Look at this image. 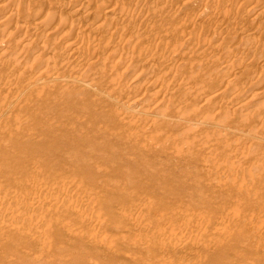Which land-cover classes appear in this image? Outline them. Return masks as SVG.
<instances>
[{"label": "rangeland", "instance_id": "rangeland-1", "mask_svg": "<svg viewBox=\"0 0 264 264\" xmlns=\"http://www.w3.org/2000/svg\"><path fill=\"white\" fill-rule=\"evenodd\" d=\"M97 1L0 0V264H264V15L253 19L247 9H264V0H207L212 10L205 0ZM19 4L26 13L17 14ZM94 5L121 7L128 19L123 14L121 24L120 12L116 22L98 9L88 16ZM44 14L39 32L33 27ZM249 40L263 46L250 57ZM70 43L82 44L78 60ZM41 64L51 79L57 74L51 85L36 78ZM181 76L192 88L200 77L202 88L184 85L200 94L182 91L189 98L170 99L171 107ZM158 95L169 97L162 100L170 109ZM232 97L253 109L234 101L238 112ZM133 98L139 103L129 104ZM121 99L126 109L117 111ZM235 114L258 125L250 118L239 125ZM141 226L147 232L139 237Z\"/></svg>", "mask_w": 264, "mask_h": 264}, {"label": "bare ground", "instance_id": "bare-ground-1", "mask_svg": "<svg viewBox=\"0 0 264 264\" xmlns=\"http://www.w3.org/2000/svg\"><path fill=\"white\" fill-rule=\"evenodd\" d=\"M75 1H77V0H74V1L72 0V3H71V1L69 0V3H70V4H73ZM96 1H97V0H96ZM99 1H100V0H99ZM102 1L104 2V0H102ZM102 1H101V2H102ZM134 1H135V0H134ZM190 1H191V0H190ZM190 1H189V2H190ZM192 1H193V0H192ZM194 1H195V0H194ZM196 1H197V0H196ZM205 1L207 2V0H205ZM245 1L247 2L248 0H245ZM254 1H256V0H254ZM261 1H262V0H261ZM84 2H85V0H84ZM86 2H87V0H86ZM88 2H89V0H88ZM88 2H87L86 4H88ZM97 2H98V1H97ZM105 2H106V1H105ZM105 2H104V3H105ZM108 2H109V1H108ZM108 2H107V3H108ZM113 2H114V1H113ZM116 2H117V1H116ZM135 2H137V0H136ZM140 2H141V1H140ZM140 2H139V3H140ZM187 2H188V1H187ZM187 2H185V3H187ZM246 2H245V3H246ZM249 2H250V1H248V3H249ZM18 3H19V2H18ZM67 3H68V2H67ZM76 3H77V2H76ZM117 3L119 4V2H117ZM207 3L211 4L210 2H207ZM207 3H206V4H207ZM253 3L255 4V2H253ZM84 4H85V3H84ZM84 4H83V5H84ZM86 4H85V5H86ZM98 4H101V3H98ZM110 4H111V3H110ZM122 4H123V2H122ZM122 4H121V5H122ZM254 4H253V5H254ZM9 5H10V4H9ZM20 5H21V4H19V6H17V7L20 8V10H18L19 8H17V10L19 11V12H18V11L16 10V11L18 12L17 14H19L20 11H21V13H23V12L26 13V11H24V9L22 10V7H21L22 5H21V6H20ZM76 5H77V4H76ZM78 5H79V4H78ZM83 5H82V7H83ZM85 5H84V7H85V9H86V6H85ZM103 5H104V4H103ZM113 5H115V4H112V6H113ZM121 5H120V6H121ZM203 5H205V4H203ZM249 5H250V4H249ZM251 5H252V4H251ZM11 6H12V5H11ZM104 6L106 7V5H104ZM123 6H124V5H123ZM201 6H202V5H201ZM205 6H210V7H211L212 4H211V5H208V4H207V5H205ZM229 6H231V5H229ZM76 7H77V6H76ZM82 7H81V5H80V8H82ZM84 7H83V8H84ZM87 7H88V5H87ZM94 7H96V6L94 5L93 8L90 9V11H91L92 9H95ZM97 7H98V5H97ZM99 7L101 8L100 10H99ZM99 7L96 8V9H98V12L96 11V12H97V15H99V14H98L99 11L102 12V11L104 10V12H103L104 15H103V16L108 17V19H112V17H114L115 20L117 19L116 22L118 21L119 18H117V16H120L119 14H120L121 12H120L119 10H122L121 7L113 8V7L109 6V8H105V7H103L102 5H99ZM115 7H117V5H116ZM210 7H209V8H210ZM215 7H216V5H215ZM221 7H223L222 4H220V8H221ZM242 7H243V5H242ZM247 7H249V6H247ZM30 8H31V7H30ZM120 8H121V9H120ZM209 8L206 7V9H209ZM212 8H213V6H212L209 10H212ZM216 8H218V7H216ZM263 8H264V7H263ZM15 9H16V8H15ZM31 9H32V8H31ZM76 9H79V6H78V8H76ZM96 9H95V10H96ZM224 9H225V8H224ZM247 9H248L249 11H251V13L253 14V19L256 18V17H259V16H263V15H264V9H262V7H258L257 5H256V6H255V5H254V6H251L250 8H247ZM79 10H82V9H79ZM86 10H87V9H86ZM95 10H94V11H95ZM101 10H102V11H101ZM215 10H216V9H215ZM16 11H15V13H16ZM82 11H83V10H82ZM82 11H81V13H82ZM88 11H89V10H88ZM207 11H208V10H207ZM220 11H221V10H220ZM220 11L218 12L219 14H220ZM225 11L227 12V10H225ZM11 12H12V11H11ZM85 12H86V11H85ZM119 12H120V13H119ZM125 12H126V11H125ZM140 12H142V11H140ZM204 12L206 13V11H205V7H204ZM204 12H203L202 15H204ZM208 12H209V11H208ZM214 12H215V11H214ZM214 12H213V13H214ZM29 13H30V12H29ZM36 13H37V12H36ZM83 13H84V11H83ZM89 13H90L91 15H88V16L96 17V16H92L93 10H92V12H89ZM118 13H119V14H118ZM126 13H128V11H127ZM130 13H131V12H130ZM130 13H128V14H130ZM146 13L149 14V12H147V11H146ZM146 13H145V15H147ZM210 13H211V11H210ZM218 13H217V15L219 16ZM222 13H223L222 15H224V13H225V12L223 11V8H222ZM227 13H229V11H228ZM9 14H11V13H9ZM9 14H8V15H9ZM30 14H31V13H30ZM30 14H29V15H30ZM93 14L95 15V12H94ZM117 14H118V15H117ZM121 14H122V13H121ZM123 14H125V13H123ZM123 14H122V16H121L120 18H123ZM131 14H132V13H131ZM151 14H152V13H150L149 15H151ZM234 14H235V13H234ZM254 14H255V16H254ZM12 15H14V14L12 13ZM29 15H27V14H23V15L20 14V15H17V16H22V18H23V16H25V19H27V16L29 17ZM44 15H45V16H43V18H38V20L36 21V24H34L35 26L37 25L36 27H33L34 25L32 24V25H33L32 27H33V28H37L39 32H41V31L47 26V22H46V21H48V18L45 19V17H49V16H48L47 14H44ZM46 15H47V16H46ZM125 15H126V14H125ZM125 15H124V18H125ZM211 15L213 16V14H211ZM217 15H216V16H217ZM229 15H230V14H229ZM232 15H233V14H232ZM9 16H10V15H9ZM15 16H16V14H15ZM17 16H16V17H17ZM30 16L33 18L34 15L31 14ZM128 16H130V15H128ZM131 16H132V15H131ZM131 16H130V17H131ZM216 16H215V17H216ZM220 16H221V14H220ZM226 16H227V15H226ZM10 17H14V16H10ZM35 17H37V16L35 15ZM35 17H34V18H35ZM41 17H42V16H41ZM86 17H87V16H86ZM91 17H90L89 19H92ZM126 17H127V15H126ZM148 17H150V16H148ZM201 17H203V16H201ZM215 17H214V18H215ZM221 17H223V16H221ZM221 17H220V18H221ZM228 17H229V16H228ZM29 18H30V17H29ZM29 18H28V19H29ZM32 18H31V20H32ZM97 18H98V17H97ZM97 18H95V19L98 20ZM124 18L121 19V20H122L121 24L124 23V20H125V19H128V17L125 18V19H124ZM132 18H133V17H132ZM132 18H131V19H132ZM137 18H138V17H137ZM139 18H140V17H139ZM223 18H224V17H223ZM17 19H20V17L17 18ZM23 19H24V18H23ZM25 19H24V20H25ZM35 19H36V18H35ZM131 19H129V20H131ZM146 19H148V18L146 17ZM216 19H217V17H216ZM218 19H219V18H218ZM221 19H222V18H221ZM226 19H227V18H226ZM250 19H252V18H250ZM29 20H30V19H29ZM45 20H46V21H45ZM96 20H95V21H96ZM106 20H107V18H106V19L103 18V23H104V22H109L108 25H111V23H112V22H110L111 20H107V21H106ZM129 20H127V22H128ZM135 20H136V19H135ZM141 20H142V19H141ZM144 20H145V19H144ZM214 20H215V19H214ZM222 20H224V19H222ZM228 20H229V19H228ZM15 21H16V20H15ZM19 21H20V20H19ZM91 21H92V20H91ZM113 21H114V20H113ZM217 21H218V20H216L215 22H217ZM23 22H25V21H23ZM30 22H31V21H30ZM33 22H34V21H33ZM58 22H61V21H60V18H58ZM89 22H90V21H89ZM93 22H94V21H93ZM98 22H100V21H98ZM116 22H114V23H116ZM129 22H131V21H129ZM143 22H144V21H143ZM185 22H186V21H185ZM263 22H264V20H263ZM0 23H1V22H0ZM2 23H3V22H2ZM28 23H29V22H28ZM94 23H95V22H94ZM101 23H102V22L97 23V24H96V25H97L96 27H98V24L100 25ZM103 23H102V24H103ZM119 23H120V22H119ZM234 23H235V22H234ZM237 23H238V22H237ZM261 23H262V21L259 22V24H258V23L256 24V27H257L256 29H259V28H262V29H263L264 24H263V23L261 24ZM89 24H91V23H89ZM102 24H101L100 26H102ZM104 24H106V23H104ZM130 24H132V23H130ZM130 24H129V25H130ZM235 24H236V23H235ZM238 24H239V23H238ZM238 24H236L237 26H235L234 24H233V25H234L235 27H238ZM260 24H261V25H260ZM19 25H20V24H19ZM19 25L17 26L18 28H19V27H20V28H21V27H22V28L24 27V26H19ZM21 25H25V24H21ZM26 25H27V23H26ZM28 25H29V24H28ZM112 25H113V24H112ZM127 25H128V24H127ZM127 25H126V26H127ZM134 25H136V24L134 23ZM239 25H240V24H239ZM259 25H260V27H259ZM72 26H73V25H72ZM122 26H123V25H121L120 29L123 28ZM184 26H185V25H184ZM261 26H262V27H261ZM103 27H104V25H103ZM105 27H106V28H104V29H107V28H108L106 25H105ZM113 27H114V26H113ZM130 27H131V26H130ZM130 27H129V28H130ZM239 27H240V26H239ZM258 27H259V28H258ZM25 28H26V27H25ZM28 28H29V26H28ZM28 28H26V29H28ZM93 28H94V27H93ZM93 28H92V30H93ZM110 28H111V26L109 27V29H110ZM132 28H133V27H132ZM132 28H130V29H132ZM26 29H24V30H26ZM96 29L99 30V27L96 28ZM100 29H102V27H101ZM111 29H112V30L114 29V31H112V30H111V31H112V32H115V31H116L117 29H119V28H118V27L116 28V25H115V27H114V28H111ZM127 29H128V28H127ZM136 29H137V28H136ZM233 29H234V28H233ZM236 29H238V28H236ZM262 29H261V30H262ZM33 30H34V29H33ZM89 30H90V29H89ZM97 30H96V31H97ZM128 30H129V29H128ZM128 30H127V31H128ZM134 30H135V29H134ZM134 30H132V32H133ZM0 31H1V30H0ZM38 31H37V32H38ZM56 31H58V30H56ZM129 31H130V30H129ZM252 31H253V30H252ZM256 31H257V30H256ZM24 32H25V31H24ZM97 32H98V31H97ZM104 32H105V31H104ZM116 32H118V31H116ZM116 32H115V34H114V33H111V34L116 35ZM119 32H120V31H119ZM119 32H118V33H119ZM132 32L130 31V33H132ZM57 33H58V32H57ZM57 33H56V34H57ZM93 33H94V32H93ZM98 33H99V32H98ZM101 33H102V32H101ZM255 33H256V32H255ZM252 34H253V33H252ZM79 35H80V34H79ZM101 35H102V34H101ZM114 35H111V36H114ZM189 35H190L189 37H191V35H194V34H189ZM213 35H214V34H213ZM81 37L84 38L83 36H81ZM100 37H101V36H100ZM103 37H104V36H103ZM193 37H194V36H193ZM196 37H197V36H196ZM196 37H194V39H195ZM213 37H214V36H213ZM213 37H212V38H213ZM86 38H87V37H86ZM86 38H85V39H86ZM101 38H102V37H101ZM104 38H106V37H104ZM115 38H116V37H115ZM47 39L49 40V39H51V37H49V38H47ZM73 39H74V38H73ZM97 39H98V38H97ZM97 39H96V40H97ZM99 39H100V38H99ZM129 39L131 40V38H129ZM191 39H193V38L191 37ZM201 39H202V38H201ZM213 39H214V38H213ZM213 39H212V40H213ZM215 39H217V38H215ZM255 39H256V38H255ZM45 40H46V39H45ZM48 40H46L47 45H48V42H49V41L52 42L53 39H51V40H49V41H48ZM77 40H78V39H77ZM79 40H80V39H79ZM82 40H83V39H82ZM87 40H88V39H87ZM101 40H102V39H101ZM240 40H241V39H240ZM74 41H75V40H74ZM85 41H86V40H85ZM107 41H108V40H107ZM133 41H134V40H133ZM191 41H192V40H191ZM199 41H200V39H199ZM241 41H242V40H241ZM241 41H239V42H241ZM247 41H248V40H247ZM257 41H258V39H257ZM54 42H55V41L52 42L53 44L50 43V46H52V45L55 46V45L58 44L57 47H55V48L58 49V48L61 46V45H60V42L57 41V44H54ZM75 42H76V41H75ZM80 42H82V41H80ZM104 42H106V40H105ZM128 42H129V41H128ZM189 42H190V39H189ZM195 42H196V41H195ZM200 42H201V41H200ZM249 42H250V40H249ZM249 42H248V44H249ZM251 42H252V41H251ZM251 42H250V43H251ZM255 42H256V40H255ZM43 43H44V45H45V41H44ZM73 43H74V42H73ZM73 43L67 44L66 46L70 45V47H71V50H70V52H69V53H70V56H71V57H74V58L78 56L77 59L75 58L76 60H78V58L80 57L79 55L81 54V52L79 51L78 46L81 47L82 44H81V45L79 44V45L76 47V46H73V45H74ZM78 43H79V42H78ZM78 43H77V44H78ZM241 43H243V42H241ZM244 43H245V45L247 44V42H244ZM244 43H243V44H244ZM260 43H261V42H260V40H259V42H256L255 44H254V43H253V44L251 43L250 45L246 46L245 49H247V51H245L244 54H246V52H247V53L249 52V57H250V52H251V51H252L251 53H253V50H255V49L259 50V49L263 48V46H261ZM51 44H52V45H51ZM72 44H73V45H72ZM118 44H119V43H118ZM126 44L128 45V43H126ZM195 44H196V43H195ZM197 44H198V43H197ZM200 44H201V43H200ZM47 45H46V47H47ZM71 45H72V46H71ZM75 45H76V44H75ZM94 45H97V44H94ZM202 45H203V44H202ZM235 45H236V44H235ZM237 45H239V44H237ZM245 45H244V46H245ZM23 46H24V45H23ZM27 46H28V47H27ZM27 46H26V47L29 48V45H27ZM87 46H88V45H87ZM92 46H93V45H92ZM99 46H100V45H98V47H99ZM233 46H234V45H233ZM244 46H243V47H244ZM5 47H7V46H5ZM42 47H43V46H42ZM52 47H53V46H52ZM52 47H51V48H52ZM199 47H200V46H199ZM237 47H238V46H237ZM247 47H248V48H247ZM21 48H22V47H21ZM53 48H54V47H53ZM55 48H54V49H55ZM83 48H84V47H83ZM83 48H82V49H83ZM89 48H90V47H89ZM89 48H88V49H89ZM149 48H150V47H149ZM235 48H236V47H235ZM239 48H241V47H239ZM5 49H6V48H5ZM57 49L55 50V51H57V52L54 51V53H52V54L58 53V55L56 54V56H54V57H57V56H58L57 58H59V53H60V52H59V50H57ZM82 49L80 48L81 51H82ZM85 49H86V48H85ZM94 49H96V48H94ZM241 49H242V48H241ZM6 50H9V48L6 49ZM90 50H91V49H90ZM92 50H93V49H92ZM92 50H91V51H92ZM216 50H217V48H216ZM242 50H243V49H242ZM24 51H25V50H24ZM83 51H84V49H83ZM88 51H89V50H88ZM88 51L85 50V52H88ZM127 51H128V50H127ZM144 51H145V50H144ZM147 51H148V50H147ZM4 52H6V51H4ZM9 52H10V51H9ZM9 52H7V53H9ZM215 52H217V51H215ZM218 52H219V50H218ZM218 52H217V53H218ZM242 52H243V51H241V53H242ZM89 53H91V52H89ZM126 53H128V52H126ZM144 53H145V52H144ZM91 54H93V51H92ZM91 54H90V57L92 58V55H91ZM94 54H95V53H94ZM142 54H143V53H142ZM142 54H141V55H142ZM81 55H82V54H81ZM85 55H86V54H85ZM120 55H121V54H120ZM139 55H140V54H139ZM139 55H138V56H139ZM242 55H243V54H242ZM6 56H8V55H6ZM10 56H11V55H10ZM10 56H9V57H10ZM50 56H51V55H50ZM50 56H49V57H50ZM88 56H89V55L87 54V57H88ZM93 56H94V55H93ZM95 56H96V55H95ZM95 56H94V58H96V59L93 58L92 61H91V63L94 61V62H93L94 65L97 64V65L100 66V64H98V63H99V61H98V56H96V57H95ZM128 56H129V55H128ZM262 56H263V54H262ZM41 57H42V56H41ZM43 57H44V56H43ZM54 57H53V58H54ZM139 57H140V56H139ZM153 57H154V56H153ZM242 57H243V56H242ZM244 57H245L244 59H246V58L248 59V55H245ZM47 58H48V57H47ZM60 58H61V57H60ZM125 58H126V57H125ZM157 58H158V57H157ZM240 58H241V57H240ZM7 59H8V57H7ZM7 59H6V60H7ZM9 59H11V58H9ZM54 59H56V58H54ZM63 59H64V58H63ZM68 59H69V58H68ZM158 59H159V58H158ZM244 59H242V60H244ZM45 60H46V59H45ZM50 60H51V59H50ZM50 60H49V63H50ZM59 60H60V59H59ZM65 60H66V58H65ZM76 60H75V61H76ZM7 61H8V60H7ZM36 61H37V60H36ZM42 61H43V58H42ZM232 61H233V60H232ZM9 62H11V61H8V63H9ZM38 62H39V61H38ZM56 62H57V61H56ZM61 62H62V61H61ZM61 62L59 63V65L61 64ZM66 62H67V60H66ZM157 62H158V61H157ZM159 62H160V61H159ZM198 62H199V60H198ZM224 62H225V61H224ZM233 62H234V61H233ZM235 62H237V61H235ZM239 62H240V61H239ZM239 62H238V63H239ZM40 63H41V62H40ZM63 63H64V62H63ZM68 63H69V62H68ZM74 63H75V62H74ZM195 63H197V62H195ZM200 63H201V61H200ZM231 63H232V62H231ZM1 64H4V63H1ZM38 64H39V63H38ZM47 64H48V63H47ZM157 64H158V63H157ZM159 64H161V63H159ZM222 64H223V63H222ZM227 64H228V63L223 64L222 67L227 68L229 65L231 66V64H228V65H227ZM97 65H96V66H97ZM225 65H226V66H225ZM35 66H36V65H35ZM41 66H43V65L41 64V65L37 66L39 69H38L37 71L34 72V73H36V72H40V73H39V76H37L36 78L40 77V79H41V78L43 79L42 76H47V78H45V79H49L50 77L48 76V74H49L48 71L45 72V71H43V69H42V71H39ZM45 66H46V65H44V67H45ZM48 66H49V64H48ZM55 66H56V65H55ZM96 66H95V68L97 69L98 66H97V67H96ZM189 66H190V65H189ZM237 66H238V65H237ZM64 67H65V66H64ZM64 67H63V68H64ZM222 67H221V68H222ZM231 67H232V66H231ZM53 68H55V67H53ZM56 68H57V67H56ZM98 68H99V67H98ZM188 68H189V67H188ZM192 68H193V69H196V67H195V68L192 67ZM192 68H191V70L193 71ZM197 68H198V67H197ZM234 68H236V67H233V69H234ZM35 69H36V68H35ZM46 69H47V67H46ZM64 69H65V68H64ZM169 69H170V68H169ZM215 69H216V68H215ZM222 69H224V68H222ZM229 69H230V68H229ZM44 70H45V69H44ZM50 70H51V69H50ZM101 70H102V68H100V72H102ZM186 70L188 71V69H186ZM196 70H197V69H196ZM57 71H59V70H57ZM63 71H64V70H63ZM171 71H172V70H171ZM171 71H170V72H171ZM192 71H191V72H192ZM66 72H67V71H66ZM66 72H62V70H61V72H59V74H62V73H63V74L61 75V76H63L64 73H66ZM97 72H99V69H97ZM103 72H104V69H103ZM170 72H169V74H170ZM214 72L216 73V71H214ZM219 72H220V70H219ZM43 73H45V74H43ZM46 73H47V74H46ZM57 73H58V72H57ZM164 73L166 74V72H164ZM164 73H163V74H164ZM175 73H176V71H175ZM189 73H190V72H189ZM215 73H213V74H215ZM0 74H1V73H0ZM7 74H9V73H7ZM10 74H11V73H10ZM50 74H51V72H50ZM59 74H58V77H59ZM70 74H72V73H70ZM185 74H186V73H185ZM192 74H193V73H192ZM192 74H191V75L189 74V75H190V76H193ZM217 74H218V73H217ZM217 74H215V75H217ZM56 75H57V74H56ZM56 75H55V76H56ZM170 75H171V74H170ZM173 75H174V74H173ZM189 75H188V76H189ZM51 76H52V75H51ZM55 76H54V78H55ZM61 76H60V77H61ZM160 76H161V75H160ZM162 76H163V75H162ZM165 76H166V75H165ZM177 76H180V75H177ZM177 76H176V77H177ZM195 76H196V74H195ZM195 76L192 77V78H193V79H194V78L196 79L197 77H195ZM198 76H199V75H198ZM233 76H234V75H233ZM235 76H236V75H235ZM1 77H2V75H1ZM6 77H8V75H6ZM9 77H11V76H9ZM48 77H49V78H48ZM176 77H175V78H176ZM181 77H182V76H181ZM181 77H180V78H181ZM185 77L187 78V75H186ZM200 77H201V79H204V80H205V83H204L202 86L206 85V84H207L206 82H208V81H207L205 78H203L202 75H200ZM200 77H199L198 79H196L197 82H194V83H197V84H198V81L201 80ZM215 77H216V76H215ZM231 77H232V76H231ZM236 77H237V76H236ZM236 77H233V78L235 79ZM4 78H5V77H4ZM54 78H52V79L50 78V80H45V79H44V80L46 81L45 83H46V84L49 83V85H51V84H52L51 81L54 80ZM153 78L155 79V76H154ZM158 78L161 79V78H163V77H161V78L158 77ZM175 78H174L173 80H177V81L179 80V79H175ZM177 78H178V77H177ZM182 78H184V77H182ZM186 78L182 79L181 82H180V80H179L180 83L178 82L179 85H178L177 87L174 86L175 89L177 88V91H178V89H179L180 87H182L181 90H180V91H181V94H180V91H178L179 93L176 92V93L178 94V95H176L175 91H173L172 93H175L176 97H174V96L172 97V96H171V98H169V97H167V96H163V97L161 98V100L165 97V99H166V98H167V99L169 98L168 100L166 99L167 102H169L170 99H171V101H172L173 98H177V101H178V100L180 99V96H179V95H182V96L185 95V94L182 93V91L185 89L184 85L188 88L187 85H189V87H190V84L193 83V81L191 82L192 79H190V82H189V80H187L188 78H187V79H186ZM189 78H191V77H189ZM211 78H212V77H211ZM217 78H218V75H217ZM233 78H231V79H233ZM7 79H8V78H7ZM40 79H39V80H40ZM57 79H58V78H57ZM154 79H153L152 82H151L152 84H154V83L157 82V81H155L157 78H156L155 80H154ZM165 79H166V78H165ZM195 79H194V81H195ZM234 79H233V80H234ZM0 80H1V78H0ZM5 80H6V78L4 79V81H5ZM44 80H42V81H44ZM150 80H151V79H150ZM214 80H215V79H214ZM1 81H3V79H2ZM8 81H10V80H8ZM36 81H38V80L36 79ZM49 81H50V82H49ZM112 81H113V79H110L111 84H112V83L114 84V82H112ZM154 81H155V82H154ZM159 81H160V80H159ZM159 81H158V82H159ZM163 81H165V80H163ZM168 81H169V80H168ZM177 81H176V82H177ZM39 82H40V81H39ZM110 82H109V83H110ZM202 82H204V81H202ZM50 83H51V84H50ZM151 83H150V84H151ZM162 83H163V82H162ZM165 83H166V82H165ZM0 84H1V82H0ZM5 84H6V83H5ZM43 84H44V83H43ZM113 84H112V86H113ZM156 84H157V83H156ZM163 84H164V83H163ZM197 84H195L196 87L194 88V86H193V88L198 90L197 86L199 87L200 84H201V82H200L199 85H197ZM2 85H3V84H2ZM2 85H1V86H2ZM8 85H9V84H8ZM176 85H177V84H176ZM192 85H193V84H192ZM226 85H227V84H226ZM154 86H156V85H154ZM202 86H200V87L202 88ZM227 86H228V85H227ZM230 86H231V85H230ZM242 86H243V85H242ZM166 87H167V86H166ZM166 87H165V88H166ZM183 87H184V89H183ZM200 87H199V88H200ZM231 87H232V86H231ZM2 88H3V87H2ZM167 88H168V87H167ZM190 88H192V87H190ZM193 88H192V90H194ZM227 88H229V86L226 87V89H227ZM112 89H113V88H112ZM114 89H115V86H114ZM162 89H163V88H161V90H162ZM175 89L173 88V90H175ZM182 89H183V90H182ZM223 89L225 90L224 86H223V88H222V91H223ZM233 89H234V88H233ZM235 89H236V88H235ZM157 90H158V88H157ZM166 90H167V89H166ZM166 90H164V93H163V94H165V93L168 92V93H170V94H167V95H168V96L171 95V92L166 91ZM168 90H171V87H170V89H168ZM197 90H196L194 93L191 92V89H190V91H189V89H188L187 91L185 90V91H183V92H184V93H185V92H187V93H188V92H189V93L191 92V93H193V94H192V97H193V96L195 95L196 92H197V94L199 93V91H197ZM200 90H201V89H200ZM220 90H221V89H220ZM159 91H160V89H159ZM159 91H157V92H159ZM165 91H166V92H165ZM222 91H220V93H221ZM229 91H230V88H229ZM157 92H156V93H157ZM225 92H226V91H225ZM227 92H228V91H227ZM227 92H226V94L224 93V91H223L222 93H224V94H225L224 96H226V95H227ZM236 92H237V91H236ZM141 93H142V92H141ZM159 93L162 94V92H159ZM191 93L189 94V96L191 95ZM216 93H217V92H216ZM220 93H219V91H218L217 96H218V95L220 96V95L222 94V93H221V94H220ZM229 93H230V92H229ZM197 94L195 95L196 97H197ZM199 94H200V93H199ZM230 94H231V93H230ZM236 94H237V93H236ZM236 94L234 95V97L236 96ZM155 95H156V94H155ZM165 95H166V94H165ZM172 95H173V94H172ZM231 95H232V94H231ZM141 96H143V94H142ZM141 96H140V98H141ZM156 96H157V95H156ZM158 96H159V100H160V97H161V96H160V95H158ZM177 96H179V97H177ZM186 96H187V95H186ZM189 96H188V98H189ZM221 96H222V95H221ZM232 96H233V95H232ZM184 97H185V96H183V100H185V99L187 100V99H188V98H186V97H185V99H184ZM208 97H209V96H208ZM226 97H227V96H226ZM226 97H225V98H226ZM228 97H229V96H228ZM228 97H227V98H228ZM234 97H232L233 100H230L229 103H231V105L234 104L233 106H236L237 108L235 107V109L238 110V106H237V104H239V103H238L237 101H235V100H237V98H238L239 96L237 95V96H236L237 98H235V99H234ZM136 98H138V97H136ZM140 98H139V101L142 102L141 100H143V99L140 100ZM153 98H154V97H153ZM155 98H156V97H155ZM190 98H191V97H190ZM194 98H195V97H194ZM215 98H220V97H216V94H215ZM229 98H230V97H229ZM229 98H228V99H229ZM223 99H224V98H223ZM121 100H122V99H121ZM124 100H125V99H124ZM151 100H152V99H151ZM159 100H158V101H159ZM161 100H160V102H161V104H163V102H164L165 100H164V101L162 100L163 102H162ZM206 100H210V98H209V99H206ZM206 100H203V101H206ZM156 101H157V100H156ZM156 101H154V102H156ZM194 101H195V99H194ZM194 101H193V103H194ZM203 101H202V102H203ZM220 101H221V100H220ZM234 101L237 102V104H236ZM248 101H249V100H248ZM248 101L246 100V103L243 102V104H242V102H241V104H242L243 106H242L241 104H239V106H240V107L242 106V108H243V107H244V103H245L246 106H247V107L245 106L246 108H248V107L252 108V105H251V106H250V104H249V106L247 105V104H248V103H247ZM119 102H120V101H119ZM122 102H123V100H122ZM126 102H127V101H126ZM126 102L124 101L123 103L118 104V105H117V107H118V110H117V111H123L124 109H126V108H125V107H126V106H125ZM174 102H175V101H174ZM174 102H171V103L169 102V103L171 104V107H172V105H173L172 103H174ZM183 102H184V101H183ZM195 102H196V101H195ZM131 103H132V104H137V103H139V102H138V99H134V98H133V100L130 101L129 104H131ZM147 103H148V102H147ZM147 103H145V104H147ZM152 103H153V102H152ZM152 103H151V104H152ZM164 103H165V102H164ZM169 103H168V104L165 103V106L170 105ZM175 103H176V102H175ZM175 103H174V105H175ZM191 103H192V102H191ZM197 103H198V102H197ZM203 103H204V102H203ZM205 103H206V102H205ZM205 103H204V104H205ZM208 103H209V102H208ZM208 103H207V104H208ZM225 103H226V102H225ZM225 103H224V104H225ZM249 103H250V101H249ZM251 103L254 104V105L256 106V102L254 103V102L252 101ZM151 104H150V105H151ZM153 104H154V103H153ZM156 104H157V107L155 108V110H156V111L159 110V114H160V111H161V110H160V106L162 107V105H161L159 102H156ZM156 104H155V105H156ZM158 104H160V105L158 106ZM189 104H190V103H189ZM198 104H199V103H198ZM226 104H228V103H226ZM150 105H148V106H150ZM137 106H138V105H137ZM139 106L141 107V105H139ZM142 106H143V105H142ZM148 106H147V107H148ZM152 106H153V105H152ZM186 106L189 107V106L186 104V105L183 106V108L185 107L186 110H187V107H186ZM0 107H1V106H0ZM153 107H154V106H153ZM190 107H191V105H190ZM259 107H260V106H259ZM259 107L257 106L255 113H254V110H253L254 116L256 115V112H257V113L261 112V111H259V109H260L262 106H261L260 108H259ZM115 108H116V106H115ZM142 108H143V107H142ZM144 108H146V107L144 106ZM144 108H143L142 110H144ZM157 108H159V109H157ZM167 108L170 109L169 106H168ZM181 108H182V107H181ZM183 108H182V109H183ZM185 108H184V109H185ZM246 108H244V109L246 110ZM258 108H259V109H258ZM0 109H1V108H0ZM137 109H138V107H137ZM150 109H151V108H150ZM173 109H177V108L174 107ZM182 109H181V110H182ZM252 109H253V108H252ZM257 109H258V111H257ZM142 110H141V108H140V109H138V111L136 110L135 112H138V113H139V111L141 112ZM145 110H147V109H145ZM145 110H144V111H145ZM155 110H154V109H151L152 113H153V111H155ZM248 110H249V108H248ZM148 111H149V110H148ZM156 111H155L154 113H156ZM242 111H243V110H242ZM242 111H241V112H242ZM262 111H264V107L262 108ZM157 112H158V111H157ZM233 112L236 113L237 111H235V110L233 109ZM238 112H240V111L238 110ZM241 112H240V113H241ZM250 112H251V111H250ZM138 113H137V114H138ZM142 113H143V111H142ZM144 113H145V114L147 113V115H148V112H147V111H145ZM144 113H143V114H144ZM242 113H243V112H242ZM251 113H252V112H251ZM253 113H252V115H253ZM2 114H3V113H2ZM140 114H141V113H140ZM149 114H150V112H149ZM156 114H157V113H156ZM159 114H157V115L159 116ZM237 114H238V113H237ZM141 115H142V114H141ZM150 115H151V114H150ZM150 115H149V116H150ZM235 115H236V114H235ZM263 115H264V114H263ZM134 116H135V115L133 114V117H134ZM137 116H139V114H138ZM141 117H143L144 119L142 118V120L146 122L145 119H147V118H145L143 115H142ZM146 117H148V116H146ZM150 117H151V116H150ZM150 117H149V118H150ZM153 117H154V115H153ZM237 117H238V116L236 115L235 118H237ZM240 117H241V118L243 117V118H242V121L240 120V119H241ZM245 117H246V114H245ZM245 117H244L243 114L240 115V116L238 117V119L240 118V119L238 120V124L241 123V122L243 123V120L245 121ZM251 117H252V116H251ZM251 117H250V116H249V117L247 116V118H246V120L248 119L247 122L250 123L249 120L251 119ZM136 118L138 119V117H136ZM157 118H159V117H157V116L155 117V121H156V123H157V120H158ZM160 118H161V117H160ZM160 118H159V120H160ZM249 118H250V119H249ZM262 118H264V117H262ZM129 119H130V117L126 119V122H127V121L130 122ZM134 119H135V117H134ZM131 120H132V118H131ZM152 120H154V118L151 119L150 121H149V120H148V121L151 122ZM251 120H252V119H251ZM253 120H254V119H253ZM253 120H252V122H253ZM132 121H133V120H132ZM148 121H147L146 124L149 123ZM160 121H161V120H160ZM239 121H240V122H239ZM254 121H255V120H254ZM0 122H1V121H0ZM140 122H142V121H141V118H140ZM152 122H153V121H152ZM158 122H159V121H158ZM255 122H256V123H255ZM255 122H253V123H254L255 125H258V124H257V121H255ZM259 122H260V121H259ZM156 123L153 122V124H156ZM242 123H241V125H242ZM245 123H246V122H244L243 124H245ZM249 123H246V124H249ZM261 123H262V122H261ZM263 123H264V120H263ZM142 124H144V122H143ZM153 124H152V126H153ZM239 125H240V124H239ZM251 125H252V123H251ZM260 125H262V124H260ZM152 126H151V127H152ZM154 126H155V125H154ZM154 126H153V128H151V130L155 132V130L157 129V127H155V128H156V129H155ZM156 126H157V124H156ZM146 129H147V128H146ZM149 129H150V128H149ZM149 129H148V130H149ZM153 129H155V130H153ZM158 129H159V128H158ZM139 130H140V127H139ZM139 130H138V131H139ZM1 133H2V132H1ZM140 133H141V132H140ZM164 134H165V133H164ZM158 136H160V135L158 134ZM222 137H223V136H222ZM223 139L225 140V138H223ZM179 143H180V142H179ZM181 144H182V142H181ZM230 149H231V147H230ZM251 168H252V167H251ZM5 199H6V198H5ZM5 199H3V200H5ZM9 199H10V198H9ZM9 199H8V200H9ZM1 200H2V199H1ZM3 200H2V201H3ZM2 201H1V202H2ZM6 201H7V199H6ZM6 201H5V205H6ZM13 202H14V201H13ZM13 202L11 201V203H10L11 206H12V203H13ZM7 203H9V201H8ZM18 203H19V208H20V205H21L22 203H21L20 201H19ZM18 203H16V205H17ZM2 204L4 205V201L2 202ZM13 204H15V203H13ZM3 205H2V206H3ZM5 205H4V206H5ZM16 205H15V208H16ZM22 205H23V204H22ZM7 206H8V205H6V207H7ZM6 207H5V208H6ZM12 207H13V206H12ZM12 207H11V208H12ZM7 209H8V207H7ZM9 209H10V208H9ZM15 210H17V209H15ZM2 212H3V211H2ZM5 212H6V211H5ZM7 212H8V210H7ZM7 212H6V213H7ZM0 213H1V212H0ZM7 214L11 217V210H10L9 213H7ZM96 215H98V214H96ZM230 217H231V216H230ZM230 219H231V218H230ZM135 231H136V232L138 231V233H139V237H140V235H141L142 232L145 233V235H146L147 228H145V226H141L140 228L136 229ZM131 232H132V231H131ZM133 232H134V231H133ZM136 232H134V234H135ZM143 235H144V234H143ZM143 235H142V236H143ZM183 235H184V232H182V233H181L180 235H178V236L181 237V236H183ZM136 236H137V234H136ZM169 236H170V235H169ZM141 238H142V237H141Z\"/></svg>", "mask_w": 264, "mask_h": 264}]
</instances>
